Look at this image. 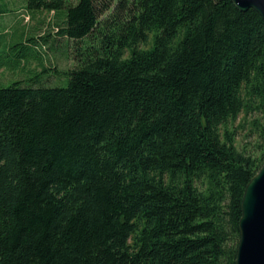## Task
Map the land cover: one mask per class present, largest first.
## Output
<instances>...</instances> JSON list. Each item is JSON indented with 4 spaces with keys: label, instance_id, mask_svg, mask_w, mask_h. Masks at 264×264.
<instances>
[{
    "label": "trees",
    "instance_id": "obj_1",
    "mask_svg": "<svg viewBox=\"0 0 264 264\" xmlns=\"http://www.w3.org/2000/svg\"><path fill=\"white\" fill-rule=\"evenodd\" d=\"M65 7L68 85L0 87V264H235L264 164V18L232 0H27Z\"/></svg>",
    "mask_w": 264,
    "mask_h": 264
},
{
    "label": "rangeland",
    "instance_id": "obj_2",
    "mask_svg": "<svg viewBox=\"0 0 264 264\" xmlns=\"http://www.w3.org/2000/svg\"><path fill=\"white\" fill-rule=\"evenodd\" d=\"M78 1L69 0V4ZM54 13L47 9L29 10L27 0H0V87L17 80L25 84L35 82L36 86L68 85L69 72L77 64L71 54L74 41L67 36H53L58 33L53 20L65 18L67 7L58 10L56 15ZM49 22L53 23L50 25ZM49 31L52 37L47 43L37 41L38 32ZM253 140L240 129L236 143L241 150L251 149Z\"/></svg>",
    "mask_w": 264,
    "mask_h": 264
},
{
    "label": "water",
    "instance_id": "obj_3",
    "mask_svg": "<svg viewBox=\"0 0 264 264\" xmlns=\"http://www.w3.org/2000/svg\"><path fill=\"white\" fill-rule=\"evenodd\" d=\"M242 11L255 9L264 18V0H232ZM235 264H264V164L248 182L239 221Z\"/></svg>",
    "mask_w": 264,
    "mask_h": 264
}]
</instances>
